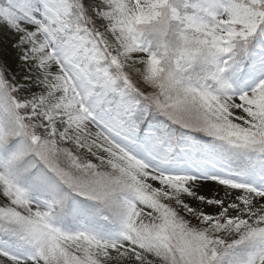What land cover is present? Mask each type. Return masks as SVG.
<instances>
[{"label":"snow or ice","instance_id":"6c2138e0","mask_svg":"<svg viewBox=\"0 0 264 264\" xmlns=\"http://www.w3.org/2000/svg\"><path fill=\"white\" fill-rule=\"evenodd\" d=\"M5 35L0 264H264V0H0Z\"/></svg>","mask_w":264,"mask_h":264},{"label":"rangeland","instance_id":"374dc122","mask_svg":"<svg viewBox=\"0 0 264 264\" xmlns=\"http://www.w3.org/2000/svg\"><path fill=\"white\" fill-rule=\"evenodd\" d=\"M15 38L10 35L3 36L2 39H0V57L3 58V60L7 63L8 68L11 70L14 69L15 74L19 76H23L25 74L24 67L20 65L19 62L15 65V60L17 59L18 53L11 47V43ZM14 57V61H13ZM13 70H11L12 72ZM212 185H206L205 188L202 190L203 195L211 197L214 195L213 192L209 191L208 189ZM205 191V192H204Z\"/></svg>","mask_w":264,"mask_h":264},{"label":"trees","instance_id":"16d2710c","mask_svg":"<svg viewBox=\"0 0 264 264\" xmlns=\"http://www.w3.org/2000/svg\"><path fill=\"white\" fill-rule=\"evenodd\" d=\"M13 61H14V57H13ZM16 61H17V59L14 61V62H15V65H16L17 62H18V61H17V62H16ZM11 70H13L12 73L15 74L14 69L12 68Z\"/></svg>","mask_w":264,"mask_h":264},{"label":"bare ground","instance_id":"6f19581e","mask_svg":"<svg viewBox=\"0 0 264 264\" xmlns=\"http://www.w3.org/2000/svg\"><path fill=\"white\" fill-rule=\"evenodd\" d=\"M205 192V191H204Z\"/></svg>","mask_w":264,"mask_h":264}]
</instances>
